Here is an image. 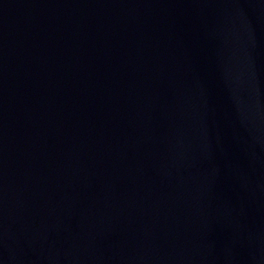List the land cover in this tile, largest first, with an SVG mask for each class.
<instances>
[{"label": "water", "instance_id": "95a60500", "mask_svg": "<svg viewBox=\"0 0 264 264\" xmlns=\"http://www.w3.org/2000/svg\"><path fill=\"white\" fill-rule=\"evenodd\" d=\"M0 264H264V0H0Z\"/></svg>", "mask_w": 264, "mask_h": 264}]
</instances>
